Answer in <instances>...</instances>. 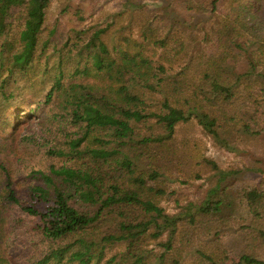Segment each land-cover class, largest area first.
I'll return each instance as SVG.
<instances>
[{
  "label": "trees",
  "instance_id": "16d2710c",
  "mask_svg": "<svg viewBox=\"0 0 264 264\" xmlns=\"http://www.w3.org/2000/svg\"><path fill=\"white\" fill-rule=\"evenodd\" d=\"M51 2L0 0L2 143L41 127L0 159L12 258L264 264V0H120L61 40ZM193 126L248 163L221 168Z\"/></svg>",
  "mask_w": 264,
  "mask_h": 264
},
{
  "label": "rangeland",
  "instance_id": "374dc122",
  "mask_svg": "<svg viewBox=\"0 0 264 264\" xmlns=\"http://www.w3.org/2000/svg\"><path fill=\"white\" fill-rule=\"evenodd\" d=\"M119 8L120 0H52L48 9V22H58L56 36L61 40L63 39V33L66 32L70 26L87 27L99 25L106 19H109L111 14L115 13ZM14 118L16 119L18 116ZM35 121L36 118H32L31 122H15L10 129V136L12 137V144L10 145L2 143V137H0V159L5 158L2 150H5L6 147L7 149L18 148L22 151L27 145V138L31 135L38 136L41 127L37 125ZM182 133L187 136H200L203 142L202 145L205 148V155L214 159L221 168H243L249 161L244 155L245 153L243 152V147L238 146L239 150L237 149L236 152H230L217 147L212 143L210 138L203 135L200 129L196 126L184 128ZM228 180L231 189L239 191L248 185H253L256 181V176L254 173L242 171L237 175L231 176ZM2 184L3 183H1L0 186H2ZM173 186L182 188V184L179 183V181L174 183ZM16 187L18 192L21 191L18 185ZM163 203L167 210H172V201L169 200ZM7 236L8 235L5 232L4 214V220L0 221V264H18L19 258L14 260L9 254V241H7ZM10 245L18 251V246L20 244L18 242L14 243L10 241Z\"/></svg>",
  "mask_w": 264,
  "mask_h": 264
}]
</instances>
